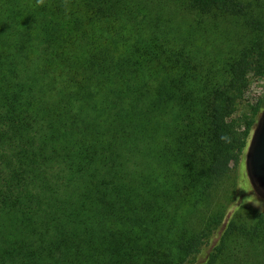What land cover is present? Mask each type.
Returning <instances> with one entry per match:
<instances>
[{
	"label": "trees",
	"instance_id": "1",
	"mask_svg": "<svg viewBox=\"0 0 264 264\" xmlns=\"http://www.w3.org/2000/svg\"><path fill=\"white\" fill-rule=\"evenodd\" d=\"M250 72L264 0H0V264H254L264 212L226 219Z\"/></svg>",
	"mask_w": 264,
	"mask_h": 264
},
{
	"label": "rangeland",
	"instance_id": "2",
	"mask_svg": "<svg viewBox=\"0 0 264 264\" xmlns=\"http://www.w3.org/2000/svg\"><path fill=\"white\" fill-rule=\"evenodd\" d=\"M173 8L175 7L173 6ZM176 17L180 22L183 20L182 13H177ZM235 22L236 21L233 18H225L221 22V29L226 33V36L234 38L235 35L238 34L237 29L239 28V24H235ZM214 37L217 38L215 35L213 37L211 36L210 40L206 43L207 39L209 38L208 37L205 41L206 44L201 42L200 46L203 48L201 49L203 50L205 57H207L208 63L213 64H210L209 66L218 69L219 65L224 60L225 54L220 52V49L223 48V43L215 40ZM260 98L264 99V76L250 72L246 79V88L243 100L238 105L234 116L242 119L248 117L251 113L250 106L255 104ZM247 153L248 146L244 150L240 164L235 169V175L232 178L236 188L235 191L237 190V193L235 199L230 202L227 208L226 219L233 217V215L236 213L241 212L242 207L245 205L264 212V196H262L252 185L247 166ZM228 183H230V181ZM230 186H228L226 190L231 191ZM244 245L246 244L240 245L239 241L233 242L235 251H240L243 254V249L248 248L252 253V257L255 258L253 263L255 261L254 264H264V248H260V245L256 246L254 244H248L245 247Z\"/></svg>",
	"mask_w": 264,
	"mask_h": 264
},
{
	"label": "water",
	"instance_id": "3",
	"mask_svg": "<svg viewBox=\"0 0 264 264\" xmlns=\"http://www.w3.org/2000/svg\"><path fill=\"white\" fill-rule=\"evenodd\" d=\"M247 166L253 187L264 196V107L248 144Z\"/></svg>",
	"mask_w": 264,
	"mask_h": 264
}]
</instances>
